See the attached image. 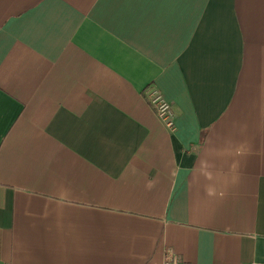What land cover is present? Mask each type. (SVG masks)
I'll return each mask as SVG.
<instances>
[{
    "label": "crops",
    "instance_id": "1",
    "mask_svg": "<svg viewBox=\"0 0 264 264\" xmlns=\"http://www.w3.org/2000/svg\"><path fill=\"white\" fill-rule=\"evenodd\" d=\"M168 248L264 263V0H0V264Z\"/></svg>",
    "mask_w": 264,
    "mask_h": 264
},
{
    "label": "built area",
    "instance_id": "2",
    "mask_svg": "<svg viewBox=\"0 0 264 264\" xmlns=\"http://www.w3.org/2000/svg\"><path fill=\"white\" fill-rule=\"evenodd\" d=\"M148 101L156 117L169 130L174 129L173 110L170 102L162 97L158 92L153 91ZM162 264H187L186 262L174 257V252L168 248L164 253ZM253 264H264L263 262H254Z\"/></svg>",
    "mask_w": 264,
    "mask_h": 264
}]
</instances>
